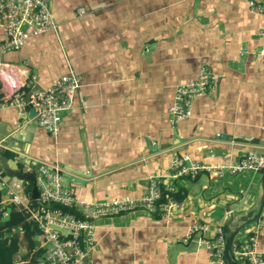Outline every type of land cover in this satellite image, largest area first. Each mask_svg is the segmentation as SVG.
I'll return each instance as SVG.
<instances>
[{
	"label": "crops",
	"instance_id": "1",
	"mask_svg": "<svg viewBox=\"0 0 264 264\" xmlns=\"http://www.w3.org/2000/svg\"><path fill=\"white\" fill-rule=\"evenodd\" d=\"M45 1L57 31L30 37L4 61L34 75V89L47 88L69 68L81 87L56 137L36 124L32 109L26 118L0 109L18 160L79 173L85 185L65 183L87 201L139 197L153 181L186 190L182 207L169 216L133 211L98 220L93 264H209L205 242L216 229L229 232L258 212L263 173L174 179L171 166L178 156L223 164L264 151V17L250 13L244 0ZM202 67L214 75V91L193 99L191 117L173 124L176 87L195 80ZM14 183L7 182L5 204L20 192ZM262 220L264 209L235 239L247 240ZM197 225L208 231L191 235ZM256 248L264 255V225Z\"/></svg>",
	"mask_w": 264,
	"mask_h": 264
},
{
	"label": "built area",
	"instance_id": "2",
	"mask_svg": "<svg viewBox=\"0 0 264 264\" xmlns=\"http://www.w3.org/2000/svg\"><path fill=\"white\" fill-rule=\"evenodd\" d=\"M250 13L264 17V0H244ZM84 14V10L78 11ZM0 25L3 39L0 40V109H17L26 118L29 109L34 111V121L52 136H58L62 116L75 107V96L81 87V77L69 68L68 73L60 76L42 91H35L36 77L29 76L20 68L4 61L8 53L17 52L24 47L30 37L47 32H56L57 25L52 20L50 5L45 0H0ZM264 37V28L260 32ZM264 64V48L259 52ZM215 77L207 67H202L195 80L176 87L169 113L171 122L177 124L191 117L193 99L206 97L214 91ZM36 90V89H35ZM14 140L0 136V151L12 152L17 157ZM34 165L35 183L39 192L37 207L32 208L24 192L22 182L15 181L11 187L20 191L11 192L13 203L20 205L40 227L37 248L42 256L36 264H93L91 255L97 245L96 222L101 219L120 216L133 211H146L150 214L169 216L172 210L182 207V203L166 197L162 200V190L158 181L151 182L146 193L135 198H123L110 201H87L78 198L66 185L64 170L58 164H49L29 158ZM243 171L264 172V151H252L243 158L223 164H203L189 157H175L170 176L174 179L195 180L200 174L218 178L234 176ZM1 179V176H0ZM5 186V183H3ZM168 191L176 188L165 186ZM10 190V188H8ZM20 198L25 201H21ZM52 205L73 209L76 214L63 212ZM228 211L227 214H232ZM264 225L262 220L248 236L247 240L233 239L230 255L237 264H264V255L257 250V234ZM208 231V226L197 225L191 229V235L201 236ZM227 234L223 226L216 229V236L205 242L210 254L209 264H226L225 246ZM200 243L204 240L199 238ZM17 264H25L17 262Z\"/></svg>",
	"mask_w": 264,
	"mask_h": 264
},
{
	"label": "trees",
	"instance_id": "3",
	"mask_svg": "<svg viewBox=\"0 0 264 264\" xmlns=\"http://www.w3.org/2000/svg\"><path fill=\"white\" fill-rule=\"evenodd\" d=\"M2 95L0 94V101ZM8 158H15L16 156L9 151L3 152ZM0 176L4 177L2 167L0 164ZM24 192L29 198L32 208H36L37 202L32 198V184L24 183ZM162 190L161 202H166V197L182 203L186 198V190L183 188H176L175 191H168L164 185H160ZM4 192L0 188V264H17V262H24L25 264H36L37 260L42 256V250L37 248V238L41 234L39 225L32 219L22 206L13 202L4 204ZM53 208H59L63 212L76 214L73 209L67 207L52 205ZM11 209L9 221L2 226V219L5 217L7 210ZM225 233L228 235V227H224ZM237 264L236 262H234Z\"/></svg>",
	"mask_w": 264,
	"mask_h": 264
},
{
	"label": "water",
	"instance_id": "4",
	"mask_svg": "<svg viewBox=\"0 0 264 264\" xmlns=\"http://www.w3.org/2000/svg\"><path fill=\"white\" fill-rule=\"evenodd\" d=\"M39 91H42V89L38 88ZM37 91L34 89L33 92ZM0 122V135L2 136H9V134L13 133V130L10 131V133H7L3 130V126ZM16 149H19L18 146H16ZM16 158H8L4 155L2 151H0V164L2 167V171L4 174V177L1 178H7L9 180L18 181L22 183H30L32 184V198L38 199L39 192L35 183V176H34V165L32 164L31 160H25L20 161ZM65 177L68 180L73 181L76 184L85 185V181L82 179V175H80L77 172H74L73 170H66ZM4 184L0 182V188L3 187ZM262 188H263V195H262V201L260 204V208L256 214L254 212H249L245 216L241 217L239 220V224L231 231H229L227 237H226V246H225V261L226 264H235L231 258L230 255V244L233 241V239L236 237L238 232L242 230L244 227L252 224L253 222L258 221L261 216L264 209V172L262 174ZM4 194L8 193V189L3 190ZM10 213L11 209L7 210V213L5 217L2 219V226H4L10 219Z\"/></svg>",
	"mask_w": 264,
	"mask_h": 264
},
{
	"label": "rangeland",
	"instance_id": "5",
	"mask_svg": "<svg viewBox=\"0 0 264 264\" xmlns=\"http://www.w3.org/2000/svg\"><path fill=\"white\" fill-rule=\"evenodd\" d=\"M19 163H21L20 161H19ZM13 180H9V179H7V178H1L0 179V182H2V183H5V186H3V187H1V189H6V187H8L9 186V184H7V182H12ZM67 181V180H66ZM10 200H13V197L11 198V197H8ZM9 199H8V201H7V203L6 204H9V203H11L12 201H9ZM3 200H4V198H3ZM20 200L21 201H23L21 198H20ZM23 202H25V201H23ZM5 204V203H4Z\"/></svg>",
	"mask_w": 264,
	"mask_h": 264
}]
</instances>
